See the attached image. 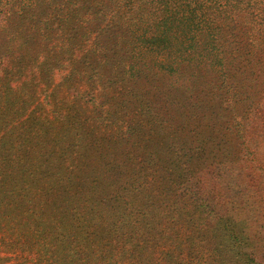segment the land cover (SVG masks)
<instances>
[{
  "label": "trees",
  "instance_id": "16d2710c",
  "mask_svg": "<svg viewBox=\"0 0 264 264\" xmlns=\"http://www.w3.org/2000/svg\"><path fill=\"white\" fill-rule=\"evenodd\" d=\"M55 1L0 0V230L11 223L13 200L64 211L74 197L91 215L101 207L113 214L108 232L92 219L110 237L127 225L122 209L132 220L133 208L152 211L163 196L199 213L196 222L188 211L195 230L213 226L218 263L263 264L213 206L200 172L203 156L244 149L231 147L234 130L224 128L246 82H264V15L255 11L264 3ZM220 134L225 145L217 146ZM101 240L94 264H117ZM168 249L162 259L175 263Z\"/></svg>",
  "mask_w": 264,
  "mask_h": 264
},
{
  "label": "rangeland",
  "instance_id": "374dc122",
  "mask_svg": "<svg viewBox=\"0 0 264 264\" xmlns=\"http://www.w3.org/2000/svg\"><path fill=\"white\" fill-rule=\"evenodd\" d=\"M55 2L63 3L62 0ZM241 2L244 6L261 5L264 0ZM260 10L259 6L255 9L264 15ZM237 15L235 11L234 16ZM244 87L246 91L240 96L242 102L233 109L235 113L232 114L231 123L224 128L226 131L234 130L229 141L231 147L242 142L244 149L241 151L237 147L230 150V154L228 149H224L220 152L222 156H203L206 162L202 164L200 180L213 206L237 223L248 237L255 259L264 264V82H255L254 85L253 81H249ZM233 95L234 90L231 89L228 94L231 106ZM218 138L216 145H225L221 142L224 135L220 134ZM130 157L134 159L133 155ZM162 197L159 196L156 201L161 200L162 203H153L158 206L152 211L133 208L130 211L132 220L128 219L129 210L122 209L119 215H125L127 225L121 230L118 228L117 234L110 237H106V234L112 224L105 218H111L113 214L106 215L105 207L91 215L89 211L79 208L74 197L68 199L64 211H58L57 205L44 210V204L39 206L36 201L32 203L33 208L28 209L23 203L13 200L14 207L8 215L11 223L6 225V230H0L5 238L0 249L2 255L7 256L2 264H94L96 254L92 247H96L93 244L101 239L98 247L105 249L108 259L110 254L119 257L120 260L115 258L117 264L148 258L152 264H221L210 247L216 239L213 226L206 224L202 231L195 230L197 223L191 222L188 211L192 212L196 222L200 221L199 213L182 199L163 201ZM38 199L43 202V195H39ZM132 207L130 205V209ZM153 213L155 216L146 220ZM96 218H102L107 232L103 230V225L92 220ZM43 228L50 230L46 237L40 233ZM96 229L100 231L93 238L89 231ZM126 230L131 234L124 235L122 231ZM167 248L176 259L179 258L175 263L162 259V251Z\"/></svg>",
  "mask_w": 264,
  "mask_h": 264
}]
</instances>
